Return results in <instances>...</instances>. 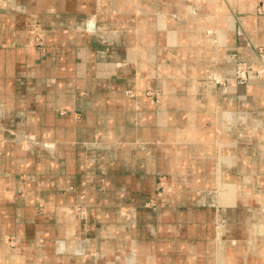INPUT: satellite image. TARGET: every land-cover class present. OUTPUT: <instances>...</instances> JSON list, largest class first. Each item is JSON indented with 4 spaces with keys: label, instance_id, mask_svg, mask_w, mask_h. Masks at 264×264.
Instances as JSON below:
<instances>
[{
    "label": "crops",
    "instance_id": "0c3cea01",
    "mask_svg": "<svg viewBox=\"0 0 264 264\" xmlns=\"http://www.w3.org/2000/svg\"><path fill=\"white\" fill-rule=\"evenodd\" d=\"M250 41L264 0H1L0 264H264V143L229 100L264 84L201 81Z\"/></svg>",
    "mask_w": 264,
    "mask_h": 264
},
{
    "label": "rangeland",
    "instance_id": "374dc122",
    "mask_svg": "<svg viewBox=\"0 0 264 264\" xmlns=\"http://www.w3.org/2000/svg\"><path fill=\"white\" fill-rule=\"evenodd\" d=\"M220 1H224V0H220ZM230 15L231 17L234 16L237 23V26L235 28V33L233 36L237 37L238 39H243L246 30L242 26V22L240 21L241 20L240 14L237 11L231 9ZM227 29L228 28H223V30L225 31H227ZM216 31L217 30H215V32ZM220 32H222L221 29ZM248 47L249 46H246V48ZM249 48L256 53V57L250 60H238V57L236 56L235 57L236 64L234 66V74L232 77H221L218 73L219 65L217 63L215 64V67H212L211 69L210 68L206 69L205 75L201 78L204 87L209 88L213 85L215 86L217 85L218 88H225L228 86V83L230 81L234 82L237 87L248 86L251 84L252 81L264 84V47L256 45L250 41ZM212 81L213 84L211 85ZM259 99H260L259 95L252 94L250 96H244V95H239L238 92L232 93V95L229 98L232 104L235 105V109H236L235 112L237 119V123H236L237 134H236L235 142L247 144L248 147L258 148V149L261 148V145L264 143V141L259 140L258 142L257 138H255L252 139L251 141L245 142L242 137L243 135H246V133H244L245 132L244 127L247 126L248 122L252 123L253 128L257 127L255 130H259V128H262V126H264L263 123H260V120L264 118V109L263 107L261 108L259 106ZM256 121L259 122L257 125L255 123ZM250 131L252 133V128H250ZM259 167H261V165H259L258 168ZM262 167L264 168V165H262ZM257 172L258 174L256 175V179L263 182L264 171L257 170ZM219 180H220V176H219ZM220 184L221 182H219V187H218L219 199L223 195H225V193L228 191L227 188L220 186ZM158 188L159 191H162V193L167 189L169 190V187L166 186V183L163 184L162 181H159ZM253 190L255 189L253 188ZM251 195H252V198L250 199L251 203H257V204H259V202L264 203V187L262 188L261 191L259 190L254 191ZM261 206H262L261 212L263 213L261 215V218L264 220V208H263L264 204H261ZM261 249L263 250L262 252H264V246ZM242 259L243 258H241L242 264H244Z\"/></svg>",
    "mask_w": 264,
    "mask_h": 264
},
{
    "label": "bare ground",
    "instance_id": "6f19581e",
    "mask_svg": "<svg viewBox=\"0 0 264 264\" xmlns=\"http://www.w3.org/2000/svg\"><path fill=\"white\" fill-rule=\"evenodd\" d=\"M218 5H219V3H218ZM219 7V6H218ZM221 7V6H220ZM220 13V12H219ZM219 15V14H218ZM213 38V37H212ZM210 39V38H209ZM208 39V40H209ZM212 43H215V42H212ZM210 45V44H209ZM212 51V50H211ZM212 58V57H211ZM208 75V74H207ZM200 79V78H199ZM209 81V80H208ZM213 84V81H212V83H211V85ZM212 88V87H211ZM209 89H210V87H209ZM213 95V94H212ZM257 125V124H256ZM251 126H252V123H251ZM257 127H255V128H253L252 127V130L253 131H260V130H255ZM262 164L264 165V162H262ZM261 164V165H262ZM260 171H264V168L262 167L261 169H260ZM264 174V173H263ZM260 175V174H259ZM262 175V174H261ZM169 192V190L167 189V190H165L163 193H162V195L163 194H165V193H168ZM168 199V198H167ZM162 202V201H161ZM264 208V207H263ZM258 225H259V227H260V233H261V237H264V220L262 219V218H259V220H258ZM263 242H264V240H263ZM79 254H81V253H79ZM127 260H128V264H134V259H133V257L131 256V257H129V258H127ZM219 264H224V259H223V256H221L220 257V260H219Z\"/></svg>",
    "mask_w": 264,
    "mask_h": 264
}]
</instances>
